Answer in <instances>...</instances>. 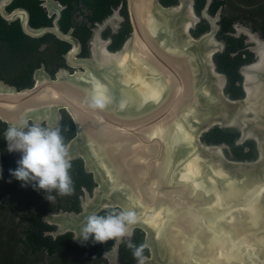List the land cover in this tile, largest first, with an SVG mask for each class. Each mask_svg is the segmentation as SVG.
Returning <instances> with one entry per match:
<instances>
[{
  "label": "water",
  "instance_id": "1",
  "mask_svg": "<svg viewBox=\"0 0 264 264\" xmlns=\"http://www.w3.org/2000/svg\"><path fill=\"white\" fill-rule=\"evenodd\" d=\"M128 5L134 30L119 49L93 48L84 71L58 80L5 87L15 98L0 97V116L71 114L68 159L82 158L96 186L80 212L56 217L65 230L79 236L86 216L131 209L140 219L128 230L141 228L150 250L145 264H264V112L251 129L248 99L232 98L215 62V28L192 33L201 19L195 0ZM96 94L108 98L104 109L90 107ZM214 127L256 142V157L203 140Z\"/></svg>",
  "mask_w": 264,
  "mask_h": 264
},
{
  "label": "flooded vegetation",
  "instance_id": "2",
  "mask_svg": "<svg viewBox=\"0 0 264 264\" xmlns=\"http://www.w3.org/2000/svg\"><path fill=\"white\" fill-rule=\"evenodd\" d=\"M178 0L166 2L175 4ZM200 21L192 30L195 37L215 28L219 51L214 59L227 77V92L234 99H248L251 129L264 112V0H195ZM128 0H0V97L15 98L5 87L22 92L59 74L85 70L93 48L116 51L133 32ZM13 93V91H10ZM11 123L0 116V264H136L126 240L140 244L145 232L135 228L117 240L93 244L81 242L76 231L65 230L56 217L80 212L82 200L92 194L96 183L86 172L82 158L69 159L73 191L61 196L53 191L46 199L44 190L9 183V169L17 167L20 153L9 152L3 132ZM50 128L60 127L65 144L75 136L76 125L69 111L60 109L58 118H29ZM214 127L203 135L207 142H226L235 158L256 157V142H240V131L225 132L230 139H216ZM237 149L238 153L235 152ZM116 208H106L103 215ZM117 249V251H116ZM144 255H150L145 249Z\"/></svg>",
  "mask_w": 264,
  "mask_h": 264
},
{
  "label": "clouds",
  "instance_id": "3",
  "mask_svg": "<svg viewBox=\"0 0 264 264\" xmlns=\"http://www.w3.org/2000/svg\"><path fill=\"white\" fill-rule=\"evenodd\" d=\"M108 98L101 94L92 96L90 107L104 109ZM9 152L20 153L16 161L17 167L9 169V183L12 180L21 181V187L31 186L34 190H44L46 199L52 200L51 192L64 196L73 191V181L70 176L71 162L65 138L60 127L50 128L40 123H29L22 120L19 124L9 125L3 132ZM2 178V169H0ZM140 217L135 210H112L103 215L90 214L80 229L78 240L93 244L117 240L129 235L128 228L138 223ZM126 246L131 250L137 264H145L144 251L147 241L140 244L131 239L126 240Z\"/></svg>",
  "mask_w": 264,
  "mask_h": 264
},
{
  "label": "trees",
  "instance_id": "4",
  "mask_svg": "<svg viewBox=\"0 0 264 264\" xmlns=\"http://www.w3.org/2000/svg\"><path fill=\"white\" fill-rule=\"evenodd\" d=\"M173 0H166V2H172ZM212 136H215L216 139H222V138H226V139H230V137L223 131H221V129H217L215 131L212 132ZM235 152L238 153L237 149H235Z\"/></svg>",
  "mask_w": 264,
  "mask_h": 264
},
{
  "label": "rangeland",
  "instance_id": "5",
  "mask_svg": "<svg viewBox=\"0 0 264 264\" xmlns=\"http://www.w3.org/2000/svg\"><path fill=\"white\" fill-rule=\"evenodd\" d=\"M215 41H216V36H215V39H214ZM257 118H260V117H257ZM86 197V196H85Z\"/></svg>",
  "mask_w": 264,
  "mask_h": 264
}]
</instances>
